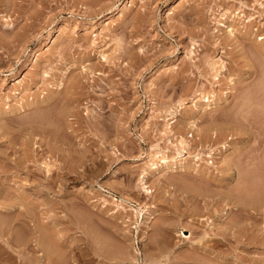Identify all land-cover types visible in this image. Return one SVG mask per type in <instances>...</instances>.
<instances>
[{
  "label": "rangeland",
  "instance_id": "rangeland-1",
  "mask_svg": "<svg viewBox=\"0 0 264 264\" xmlns=\"http://www.w3.org/2000/svg\"><path fill=\"white\" fill-rule=\"evenodd\" d=\"M92 1L0 0V209L11 207L15 214L28 211L32 227L36 225L43 237L39 230L36 235L56 264H146V260H152L150 264L156 260L158 264H264L261 212V217L247 221L253 222L250 226L241 223L252 229L260 219L261 234L258 227L240 232L253 238L233 233L236 236L225 234L227 239L219 235L222 227L216 229L238 213L234 208L230 215L229 205L221 200V193L231 185L223 188L228 182L235 184L238 169L243 171L261 158L247 157L258 143L237 116V96L243 92L236 90L234 73H243L237 83L254 78L245 74L247 66L243 70L246 58L239 51L245 42L240 43V32L252 30V41L262 38L258 42L264 44V8L259 5L264 0H95L94 5ZM123 5L127 7L117 17ZM233 25L234 36L228 32ZM224 64L234 72L226 75L234 78L227 79L230 84L224 80ZM195 92L203 98H194ZM172 110H176L173 120ZM263 118L257 120L264 122ZM193 120L196 127L189 124ZM180 140L190 147L183 159L173 161L182 149ZM237 141L244 142L231 158L239 166L232 161L237 168L232 166L233 178L225 180L226 175L219 174L222 166L217 157L223 152L219 146ZM141 157L158 162V169L144 179L149 193L140 186L142 160H136ZM161 158L172 164L170 169L165 170ZM247 158L250 165L241 161ZM198 168L223 178H217L220 183L207 181L202 171H195ZM240 173V178L247 175ZM15 217L2 215L1 220H11L15 226L22 219ZM18 224L15 229L25 236L26 229ZM156 238L162 253L171 245L164 256L157 244L152 246ZM5 239L0 238L1 264L10 260L19 264L22 254H14ZM118 245H125L126 258L135 257L134 261L125 256L122 262V257L114 260ZM106 246L113 247L115 254ZM9 254L10 258L14 254L10 260Z\"/></svg>",
  "mask_w": 264,
  "mask_h": 264
},
{
  "label": "bare ground",
  "instance_id": "bare-ground-1",
  "mask_svg": "<svg viewBox=\"0 0 264 264\" xmlns=\"http://www.w3.org/2000/svg\"><path fill=\"white\" fill-rule=\"evenodd\" d=\"M93 1H95V0H93ZM92 1V2H93ZM97 1H95V2H93V5L96 3ZM128 2V1H127ZM92 4V3H91ZM124 4H127V3H124ZM259 5H260V7L261 8H264V2L262 3H259ZM126 5H123L122 6V8L119 10V12H118V16L117 17H120V16H122V14H123V11H124V9L127 7H125ZM262 11H263V13H264V10L262 9ZM262 13V14H263ZM7 21V20H6ZM10 26V25H9ZM108 26V25H107ZM232 26V25H231ZM234 26V25H233ZM230 27V26H229ZM238 29V28H237ZM245 29H247V28H245ZM241 30V29H240ZM239 30V31H240ZM249 30V29H248ZM237 32V30H236V28H235V26L234 27H230V28H228V32H229V34L230 35H232V36H234V34H233V32ZM251 32H253L252 30L249 32V31H243V33L242 32H240V36H242L241 37V42L240 43H242V41H244L245 43H247L246 41H248V44H246L245 45V43H242V44H244L243 46H241V44H239V45H236L237 47L236 48H239L240 49V46L242 47L241 49H240V51L239 52H242V55H245V58H246V61L245 60H243L244 62L242 63V61H241V63L244 65H241V66H243V67H240V68H243V70L245 69V67L247 68V69H249L248 71H247V69H246V71H247V73H245L246 75L248 74V76H249V78H253L252 79V82L250 81V80H248L249 82L248 83H245L244 84V82H241L240 83V81H239V83H237L238 81V79H240V75H242V74H236V73H234V72H231L230 70V68H232V67H230V68H227L228 66H226L225 64V66H222V70H220V68H219V70L220 71H218V73L220 74L221 73V71L222 72H225V76L227 75V73L228 74H235L236 76L234 77V78H237V80H236V84L235 85H237L238 84V88L237 87H235V88H237L236 90L238 91V90H242L241 92H239V93H242V95H239V96H237V94H238V92H236L237 94L235 95V97L237 96L238 98H237V100H240V102L239 103H237L238 105L235 107V109H238V110H236L238 113V117L240 118V116H241V118H240V120H241V125L242 124H245V129L246 128H248L247 130H250L251 131V133H252V131H253V133L251 134V135H253L252 136V138H255V140L257 141L256 142V144L258 143V146L257 145H255V141H254V139H253V141H252V143L254 142V144L253 145H251V143H249V146L251 145V146H254L255 145V147L253 148V149H251L250 147V149L251 150H253L254 151V149H255V153H260L259 155H257V154H255L253 151H252V153L251 152H249L247 155V157H249V154H250V160H252V157H254V159H255V161H256V158L258 157V156H261V158L259 159V158H257V161L259 160V163L258 164H256L257 163V161L256 162H254L253 160V162L252 161H248V158L246 159V160H241L242 162L243 161H245V164L244 165H246V163L247 162H249L250 164H251V162H252V164H256L254 167H252L253 165L251 164H249V163H247L248 165H250L249 167H247V165L245 166V167H247V168H250V169H247V168H245L244 167V169H243V167H242V169H243V171H239V169H238V175H236V178H237V176H238V178L236 179L235 178V184H237L236 185V187H235V184H233L232 182V184L230 183L229 184V182L227 183V182H224L223 181V183H227L228 185L226 186L225 184V187L223 188L224 190H225V188L226 187H230V185H231V187L230 188H226L227 190L228 189H230L229 191H227V190H223L225 193H221V196H222V198L223 199H221V200H223V201H226V206L227 205H229L231 208H229V206H228V209L227 210H229L230 209V212L229 213H231V210H233L234 208H236V209H234V210H236L235 212H238V213H235V216H236V214H239L237 217H230V222L227 220V219H225V221H224V219L222 220V221H224V222H221L219 225H216V229L218 228L217 226H219V227H222L223 229H224V231L223 232H219L218 234L219 235H221V236H223V237H227V239H229V237L228 236H231V237H233L231 234H233V233H237L236 235H240L241 236V238L243 237L242 235H244V233H245V230H246V233L247 232H249L250 230H252L253 229V227H254V229L255 228H257L258 226H262V225H260L262 222H264V122H262L261 120H262V118H263V115H264V44H262V42H260V44H259V42H258V40H262V38H259V39H257V42L255 41V39H254V41H252L253 40V36H252V33ZM228 34V33H227ZM253 34H254V32H253ZM230 35H227V36H229L230 37ZM255 35H256V33H255ZM258 36V35H257ZM228 37V38H229ZM256 37V36H255ZM254 37V38H255ZM227 38V37H226ZM231 38V37H230ZM234 38H236V36L234 37ZM233 38V39H234ZM228 40V39H227ZM231 40V39H230ZM264 41V40H263ZM225 42H227V41H225ZM222 43V42H221ZM250 43V44H249ZM264 43V42H263ZM239 46V47H238ZM246 47V48H245ZM238 49V50H239ZM242 55H240V57L242 56ZM140 56H138V58H139ZM244 57V56H243ZM130 58V57H129ZM131 58H134V56L133 57H131ZM131 60V59H130ZM254 60H258V62H256V61H254ZM213 63H216V62H213ZM240 63V64H241ZM254 63H256V64H254ZM218 64V63H217ZM217 64H212V66H214V65H217ZM230 64V63H229ZM228 64V65H229ZM221 65H223V64H221ZM221 65H218V66H220L221 67ZM231 65H233V64H231ZM231 65H229V66H231ZM216 67V66H215ZM236 67V66H235ZM237 67H239V66H237ZM239 68V69H240ZM213 69H215L214 67H213ZM215 70H217V69H215ZM233 71V70H232ZM235 71V70H234ZM240 70H236V72H239ZM245 70H244V72H246ZM217 72V71H216ZM215 72V74L217 75V73ZM240 72H242V71H240ZM71 75H73V74H71ZM70 75V76H71ZM216 75H214L215 76V78H216ZM246 75H243L244 77L243 78H245V76ZM224 76V75H223ZM224 76V77H225ZM234 76V75H233ZM240 76V77H239ZM253 76V77H252ZM74 77V76H73ZM73 77H71L72 79H74ZM220 77H222V76H220ZM230 76H226V79L224 78V80L225 81H227V82H229V80H227L228 78H229ZM234 79L233 77H230V79ZM222 80V79H221ZM223 80V81H224ZM243 80V79H242ZM245 80V79H244ZM230 81H232V80H230ZM233 82H234V80H233ZM245 82H247V79H246V81ZM225 83V82H224ZM231 82H229V84H230ZM243 83V84H242ZM226 84H228V83H226ZM225 84V85H226ZM234 83H232V88L231 89H234L235 90V88L233 87V86H235V85H233ZM57 85H60V84H57ZM227 87L226 88H228L229 86L228 85H226ZM230 87H231V85H230ZM65 91V90H64ZM245 91V92H244ZM69 92V91H68ZM53 94V93H52ZM195 95V96H194ZM212 95V94H211ZM193 96H194V98H197L198 96L199 97H202V96H200V93H197V92H195V94H193ZM203 98V97H202ZM193 99V98H192ZM205 101L204 102H207V104H205L206 105V107H208V106H210V104H208V102H210L209 101V99L208 98H206L205 97ZM215 99V98H214ZM236 99V98H235ZM228 100V99H227ZM194 101V100H193ZM196 101V100H195ZM194 101V102H195ZM212 101V100H211ZM238 102V101H237ZM225 103V102H224ZM235 104V103H234ZM196 105V104H195ZM224 105V104H223ZM222 106V105H221ZM238 107V108H237ZM234 108V107H233ZM63 110V109H62ZM234 110V109H233ZM67 111V110H66ZM174 111H176V110H172V112H170V116H172V120H173V118L175 117V115H176V112H174ZM65 112V111H64ZM63 113V112H62ZM235 114H236V112H234ZM241 113V114H240ZM255 115V117H253ZM258 115H262V117H259L261 120L260 121H258L257 119H259V118H257L258 117ZM200 116V115H199ZM252 116V117H251ZM257 116V117H256ZM255 118V120H257V121H253L251 118ZM171 118V117H170ZM197 118V117H196ZM257 118V119H256ZM244 119V120H243ZM250 119V120H249ZM264 119V118H263ZM196 121V120H195ZM225 121H227V120H225ZM237 121V120H236ZM243 121H245V122H243ZM197 122V121H196ZM223 122V121H222ZM221 122V123H222ZM230 124H228L229 126L230 125H232V123L230 122V121H228ZM257 122H259V123H257ZM235 123V122H234ZM239 123V122H238ZM237 123V124H238ZM261 123V124H260ZM189 124H194V125H192V126H197V124L195 125V123H194V120L192 121V123H190L189 122ZM226 124V123H225ZM236 124V123H235ZM234 124V125H235ZM210 125V124H209ZM217 125V124H216ZM241 125H239V126H236L235 125V128H237V130H244V129H242L240 126ZM226 125H224V127H225ZM216 127V126H215ZM218 127H219V125H218ZM222 127V126H221ZM224 127H223V129H224ZM243 127V128H244ZM203 128V127H202ZM206 128V127H205ZM210 127H208V129H209ZM227 128H229V127H227ZM55 129V128H54ZM57 129V128H56ZM199 129H201V127L199 128ZM222 129V128H221ZM197 130H198V128H197ZM202 130V129H201ZM200 130V131H201ZM203 130H204V128H203ZM210 130V129H209ZM225 130H226V128H225ZM233 130H234V127H233ZM236 130V131H237ZM207 131V130H206ZM203 132V131H202ZM238 132V131H237ZM242 133V132H241ZM244 133V132H243ZM230 134V133H229ZM246 134V133H245ZM250 134V133H249ZM248 135V134H247ZM205 137V136H204ZM204 137H202V138H204ZM201 138V137H200ZM200 138H199V140H200ZM206 138V137H205ZM247 139V138H246ZM249 139V138H248ZM250 140H252V139H250ZM181 141V140H180ZM201 141H202V139H201ZM205 141V140H204ZM240 141V140H239ZM200 142V141H199ZM203 142V141H202ZM244 142V141H243ZM242 142V143H243ZM242 143L240 142V143H238V141L237 142H231V143H224V144H222V145H220L219 146V148L221 147V150H220V152L221 151H223V152H221L222 154L221 155H219V157H217L218 159H221V165L220 166H222V169H220V172L221 173H219L220 175H222L223 177H224V175H226V179L225 180H229V179H231V176H232V174H231V170H232V166L234 167V168H237V167H235V165H237V163L236 162H234V160H232V153L236 150V152H237V150L239 149L238 147L240 146V144L242 145ZM180 144L182 145V149L180 150V151H177V154H176V156H173L171 159L174 161V160H176V159H178V158H182L183 157V153H186V151H185V149H186V147H190L189 146V143L187 144V143H185V141L183 142V141H181L180 142ZM250 150V151H251ZM249 151V150H248ZM261 153L263 154V155H261ZM251 154H252V156H251ZM154 155V154H153ZM234 155V154H233ZM246 155V154H245ZM245 155L243 156V157H245ZM254 155V156H253ZM155 157H156V154H155ZM232 157V158H231ZM263 157V158H262ZM197 158V157H196ZM246 158V157H245ZM143 159H144V157H143ZM155 159H157V158H155ZM162 159V158H161ZM183 159V158H182ZM198 159V158H197ZM211 159V158H210ZM213 159V158H212ZM142 160V157L141 158H138L136 161H141ZM151 160V161H150ZM214 160V159H213ZM213 160L210 162V165L211 164H213ZM262 160V161H261ZM144 160H142L141 162H142V165H141V163H140V165H141V179H140V186L142 187V189L144 190L145 189V191H147L148 192V190H146V186H145V182H144V179H145V177L148 175V174H150V173H152L154 170H157L158 168H157V164H158V162L157 161H155L154 159H153V161H152V159H149L148 161H146V163H145V161L143 162ZM216 161H217V159H216ZM236 163L235 165H234V163ZM235 161H237V160H235ZM262 162V163H261ZM143 163H144V166H143ZM162 163H164L165 164V167H166V169L165 170H168V169H170V167L172 166V164L171 165H169V161L167 160V159H162L161 160V164ZM243 165V166H244ZM198 166H200V165H198ZM197 166V167H198ZM237 166H239V164L237 165ZM192 167V166H191ZM194 168H197L196 167V165L195 166H193ZM186 168V167H185ZM189 168V166L187 167V169ZM221 168V167H220ZM191 169V168H190ZM246 169V170H245ZM241 170V169H240ZM251 171V173H246V171ZM195 171L196 172H201L202 171V177L204 176L205 178H206V180L208 181H213V180H215L214 182H217V180L220 178V177H222V176H220V177H218V176H216V175H214L215 173H213L212 171H210V170H208V169H199L198 168V170H196L195 169ZM245 171V172H244ZM217 172H219V171H217ZM237 172V171H236ZM239 172H241L240 174H242V176H244L245 174H247L246 176H244V177H241L240 178V176H239ZM243 172V173H242ZM198 174V173H197ZM244 174V175H243ZM200 175H201V173H200ZM200 177V176H199ZM222 177V178H223ZM218 178V179H217ZM232 178H233V176H232ZM239 178H240V181L238 182V180H239ZM201 179V178H200ZM201 180H203V179H201ZM232 180V179H231ZM180 181V180H179ZM207 181H205V183H208ZM182 182H185V180L183 179V181ZM181 182V183H182ZM218 182L220 183V180H218ZM237 182V183H236ZM186 183H188L187 181H186ZM180 184V183H179ZM189 184V183H188ZM213 184V183H212ZM186 184H184V186H185ZM208 185H211V184H208ZM214 185V184H213ZM216 185V184H215ZM217 185H219L218 183H217ZM220 185H222V183L220 184ZM139 186V187H140ZM180 186H182V184L180 185ZM188 187H189V185H187ZM186 186V189L188 188ZM212 186V185H211ZM234 186V187H233ZM214 187H216V186H214ZM233 187V188H232ZM191 188V187H190ZM232 188V189H231ZM183 189H184V187H183ZM217 189V188H216ZM216 189H214V190H216ZM221 190H222V187L220 188ZM195 190V189H194ZM213 190V191H214ZM218 190V189H217ZM144 191V192H145ZM213 191L211 192V194L213 193ZM220 190H218L217 191V196H219L218 195V193H220L219 192ZM222 191V192H223ZM227 191V192H226ZM150 192V191H149ZM148 192V193H149ZM208 193H210V192H208ZM205 195L207 194V192H205L204 193ZM214 194L216 195V193L214 192ZM214 194H212V195H214ZM223 194V195H222ZM209 195V194H208ZM211 195V196H212ZM214 195V196H215ZM202 196V195H201ZM210 196V195H209ZM207 198V197H206ZM212 198H213V196H212ZM219 198H220V196H219ZM5 205H3V207H4ZM207 206V205H206ZM5 207H7V206H5ZM2 208L1 207V209H0V238H4V237H6V244H8V245H11L12 244V246H9V248L14 252V254H16V253H21L22 255H20L19 254V257H20V261H19V264H38V263H40L41 262V264H56V263H53L54 261L52 260V258H51V255L52 254H50V252H49V250L47 249V248H45V246H44V242H43V239H41L42 237H43V234H41V233H39L40 232V230L39 229H36L37 228V226L35 227V226H33L32 227V225H31V223H32V219H31V216L29 215V213H28V211H26V212H20V211H17V214H18V212H20L21 214H23V216L22 215H20V213L18 214L19 216H21L22 217V219H20V218H18V215L17 214H15L13 211L11 212V207L8 209V208ZM208 207V206H207ZM227 208V207H226ZM3 210V211H2ZM216 210V209H215ZM207 211H208V209H207ZM210 211V210H209ZM150 212V211H149ZM213 213H214V211H212ZM216 212V211H215ZM227 213H228V211H226ZM234 212V211H233ZM256 212V213H258L259 214V212H261V214L263 215H261L260 216V214L258 215V214H254V213ZM226 213V214H227ZM13 214H15L14 216H12ZM140 214V213H139ZM234 213H231L230 215H233ZM240 214H241V216H240ZM2 215H4V216H7V215H9V219L11 218L12 219V217H15L16 215H17V218L19 219V224H20V226L19 227H23V229L25 228L26 230V234H25V236L22 234V232L20 231H18V230H16L15 228V226H17V221L16 222H14L16 225L14 226L13 224H11V220H9V222H5L3 219L1 220V216ZM11 215V216H10ZM116 216V215H115ZM124 216V215H123ZM149 216V215H148ZM151 216V215H150ZM227 216V215H226ZM225 216V217H226ZM254 216H256V218H257V216H260L261 218H263L262 220V222L260 221V219L258 220L259 221V225L258 224H256L257 223V220L255 221V219H254V222H256V223H254V224H256L255 226L254 225H252V229H250L251 227H248V226H250V224H252V223H248L247 221H253L252 219L254 218ZM16 218V217H15ZM16 218V219H17ZM116 218H119V217H116ZM221 218H222V216H221ZM227 218V217H226ZM229 218V217H228ZM235 218V219H234ZM239 218H241V220L239 219ZM242 218H243V220H242ZM259 218V217H258ZM4 219H6V218H4ZM14 219V218H13ZM12 219V220H13ZM120 219V218H119ZM125 219V218H124ZM147 219V218H146ZM232 219V220H231ZM237 219H239V220H237ZM122 220V219H121ZM146 221V220H145ZM243 221H245V223L248 225H246L248 228H249V230L247 229V227H246V229H244L245 228V225H244V227L241 225V223H244ZM12 223H13V221H12ZM18 224V225H19ZM32 224H34V221H33V223ZM36 224V223H35ZM39 224V223H38ZM18 228V227H17ZM96 228V227H95ZM222 228H218V229H222ZM259 228V227H258ZM257 228V229H258ZM262 229H264L263 227H261ZM19 229V228H18ZM94 229V228H93ZM138 229V228H137ZM256 229V230H257ZM262 229H260L259 228V230H257L259 233L261 232L260 230H262ZM37 230H39V231H37ZM95 230V229H94ZM36 231L39 233V235H42V236H38V235H36ZM218 231V230H217ZM243 232L244 231V233H242V234H240V232ZM19 232V233H18ZM85 232V231H84ZM227 232V233H226ZM239 232V233H238ZM252 232V231H251ZM253 232H254V230H253ZM252 232V233H253ZM262 232H263V230H262ZM27 233H28V235H27ZM43 233V232H42ZM96 233V232H95ZM98 233H101V232H99V230H98ZM221 233H223V234H221ZM256 233V232H255ZM142 234V233H141ZM227 234H230V235H228V236H226ZM258 234V233H257ZM261 234V233H260ZM26 235H27V237H26ZM30 235V236H29ZM98 234L96 233V238L98 237L97 236ZM104 235V234H103ZM234 235V234H233ZM236 235H234V236H236ZM245 235H247V234H245ZM244 235V236H245ZM249 235V234H248ZM248 235H247V238L246 239H248ZM253 234H250L249 236L251 237ZM256 235V234H255ZM263 235V234H262ZM29 236V237H28ZM99 236L101 237V235L99 234ZM122 236V235H121ZM129 236V235H128ZM218 236V235H217ZM257 236V235H256ZM259 236V235H258ZM261 236V235H260ZM8 237V238H7ZM46 237V236H45ZM100 237L98 238L99 239V241L100 240H102V239H104V238H102V239H100ZM124 237V236H123ZM139 237H140V235H139ZM142 237H144V236H142ZM223 237L221 238V239H223ZM230 237V238H231ZM126 238V237H125ZM129 238V237H128ZM128 238H127V240H128ZM240 237L238 236V238L237 239H239ZM241 238L239 239L241 242H244V240H241ZM252 238H253V236H252ZM260 238V237H259ZM262 238H264L263 236H262ZM82 239V238H81ZM80 239V240H81ZM97 239V240H98ZM117 239V238H116ZM115 239V240H116ZM124 239V238H123ZM132 239V238H131ZM140 239V238H139ZM220 239V240H221ZM243 239V238H242ZM251 239V238H250ZM4 240V239H3ZM219 240V241H220ZM224 240H226V239H224ZM254 240V239H253ZM44 241H46V240H44ZM47 241H48V239H47ZM79 241V240H78ZM82 241V240H81ZM98 241V242H99ZM103 241V240H102ZM102 241H100V242H102ZM119 240H117V241H115V242H118ZM122 241V240H121ZM125 241V240H124ZM129 241H131V240H129ZM156 241H157V238H156V240L154 241L155 242V244H151L152 246H154V248H156L157 247V245L158 244H160V242H159V240H158V242L156 243ZM163 242H164V240H162ZM228 241V240H227ZM240 241H238L240 244H241V242ZM246 241V240H245ZM248 241V240H247ZM246 241V244H248V246H249V243ZM49 242V241H48ZM75 242V241H74ZM99 242V243H100ZM127 242V241H126ZM151 242L153 243V241L151 240ZM150 242V243H151ZM166 242V241H165ZM217 242V241H216ZM215 242V243H216ZM237 242V241H236ZM11 243V244H10ZM120 243V242H119ZM162 243V242H161ZM220 243V242H219ZM218 243V244H219ZM263 243V242H262ZM72 244V243H71ZM98 244V243H97ZM96 244V245H97ZM104 244V243H103ZM103 244H101V245H97V246H101V248L100 247H95V249L96 248H100V249H102L103 247H105V245H103ZM106 244H108V242L106 243ZM112 244H113V242H112ZM115 244V243H114ZM113 244V245H114ZM124 244V243H123ZM157 244V245H156ZM167 243H164V245H166ZM169 244V243H168ZM245 244V243H244ZM253 244V243H252ZM7 245V246H8ZM13 245H14V247L15 248H17L18 247V251L16 252V249L15 248H12L13 247ZM102 245H103V247H102ZM108 245H110V244H108ZM119 245H122V244H119ZM118 245V247H114V248H116V249H114L113 247V249L115 250V253H116V255H114L113 257H114V260H116L115 258H117V257H122V259H121V262H122V260L124 259L123 257L125 256V258H126V252H125V250H127V247H126V249H125V247L123 246V247H121V246H119ZM150 245V246H151ZM155 245H156V247H155ZM170 245V244H169ZM230 245V244H229ZM7 246H4V247H6V249H7ZM112 246V245H111ZM110 246V247H111ZM115 246H117V245H115ZM159 246H161V245H158V248H159V251H161V249H160V247ZM168 246V245H167ZM167 246H165V247H167ZM215 246V245H214ZM244 246V245H243ZM242 246V247H243ZM247 246V245H246ZM46 247H49V244H48V246L46 245ZM78 247V246H77ZM81 247V246H80ZM109 247V246H108ZM107 246H106V250L108 249V251H112L113 249L112 248H108ZM162 247H163V243H162ZM1 248H3V247H1ZM29 248H31V250H29ZM37 248V249H36ZM50 248V247H49ZM152 248V247H151ZM157 248V249H158ZM168 249V251H170L171 249V245H170V247H167ZM212 248V247H211ZM237 248V247H236ZM6 249H4L6 252H7V250ZM14 249H15V251H14ZM94 249V250H95ZM103 249H105V248H103ZM112 249V250H111ZM157 249H154V250H156V251H158ZM164 249V248H163ZM166 249V248H165ZM163 250V253L166 251L167 252V250ZM170 249V250H169ZM214 249V248H213ZM215 249H216V247H215ZM3 250V251H4ZM106 250H104L105 251V253L106 254H108L107 253V251ZM154 250H152V251H154ZM209 250H211V249H209ZM218 250V249H217ZM217 250H214V251H217ZM2 251V250H1ZM10 251V250H9ZM26 251H27V253H26ZM30 251H31V254H29L30 253ZM41 252L39 255H36V252ZM98 251V250H97ZM100 251V250H99ZM102 251V250H101ZM5 252V253H6ZM113 253H114V251H112ZM134 252V251H133ZM213 252V251H212ZM218 252H220V251H218ZM4 253V252H3ZM2 253V254H3ZM71 253V252H70ZM99 253V252H98ZM100 253H102V254H100V256L102 257L105 253L104 252H100ZM110 253V252H109ZM113 253H111L110 255H113ZM114 253V254H115ZM124 253H125V255H124ZM141 253V252H140ZM146 253V252H145ZM160 253V252H159ZM163 253H162V251H161V254H160V256H162L163 255ZM169 253V252H168ZM13 254V255H14ZM105 254V255H106ZM127 254H128V252H127ZM138 254V253H137ZM156 255L155 256H158V252H156L155 253ZM167 254V253H166ZM213 254V253H212ZM13 255L11 256L12 258H13ZM17 255V254H16ZM82 255V254H81ZM105 255H104V257H105ZM109 255V254H108ZM108 255H106V257L105 258H108L107 256ZM119 255V256H118ZM135 255V254H134ZM147 255V254H146ZM151 255V254H150ZM168 255V254H167ZM167 255H165V256H167ZM215 255H217V254H215ZM10 256V254L8 255V259L10 258L9 257ZM71 256V255H70ZM117 256V257H116ZM128 256H130V255H128ZM127 256V257H128ZM153 258H154V255H153V253H152V255H151ZM150 256V257H151ZM160 256H159V258L157 257L156 259H159L160 260ZM164 256V255H163ZM169 256V255H168ZM218 256V255H217ZM2 257V256H1ZM142 257H146L145 255L144 256H142ZM149 256H147L146 258H148ZM191 258H193L192 256H190ZM190 257H184V259H186L187 258V260H189V258ZM221 257V256H220ZM5 258H6V256H5ZM12 258H10V259H12ZM105 258H103L104 260H105ZM128 258H130V259H133V261H134V258L132 257V256H130V257H128ZM128 258H126L127 260H130V259H128ZM175 258H176V255H175ZM175 258H174V260H175ZM215 258V257H214ZM0 259H2V258H0ZM9 259V260H10ZM55 259V258H54ZM96 259V258H95ZM100 259V258H99ZM102 259V258H101ZM110 259V258H109ZM118 259V258H117ZM120 259H119V261H120ZM155 259V258H154ZM153 259V260H154ZM155 259V260H156ZM195 259V258H194ZM7 260V259H6ZM16 259H15V257H14V261H15ZM103 260V261H104ZM110 260H113V259H110ZM109 260V261H110ZM144 261H145V259H143ZM149 260H151V259H149ZM181 259H179V261H180ZM191 260H193V259H191ZM198 259H196V261H197ZM202 259H200V261H201ZM205 259H203L202 261H204ZM210 260H212V259H210L209 258V260L208 261H210ZM97 261V260H96ZM99 261V260H98ZM106 261H108V260H106ZM108 261V262H109ZM152 261V260H151ZM151 261H147L146 260V262H143V263H149L150 264V262ZM181 261H183V260H181ZM184 261H186V260H184ZM183 261V262H184ZM213 261V260H212ZM215 261V260H214ZM214 261H213V263H214ZM238 261V260H237ZM4 262V261H3ZM62 262V261H61ZM132 262V261H131ZM136 262V261H135ZM160 262V261H159ZM158 262V263H159ZM187 262V261H186ZM193 262H195V260L193 261ZM216 263L218 262V260L217 261H215ZM2 262H0V264H1ZM5 263V262H4ZM8 263L10 264L11 263V260H10V262L8 261ZM7 262H6V264H8ZM156 264L157 263V260H156V262L154 261V262H152L151 264ZM157 263V264H158ZM161 263V262H160ZM198 263H199V261H198ZM203 263H205V262H203ZM241 263V262H240ZM13 264V263H12ZM61 264V263H60ZM101 264H103V262L101 263ZM116 264H119V263H117V261H116ZM218 264V263H217ZM220 264V263H219ZM231 264V263H230ZM251 264V263H250Z\"/></svg>",
  "mask_w": 264,
  "mask_h": 264
}]
</instances>
